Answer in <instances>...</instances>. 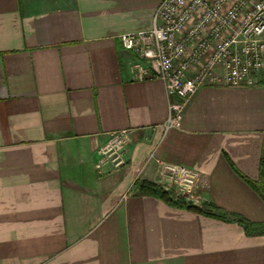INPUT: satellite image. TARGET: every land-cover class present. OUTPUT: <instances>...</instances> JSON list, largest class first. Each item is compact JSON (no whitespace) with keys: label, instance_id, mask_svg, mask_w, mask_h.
<instances>
[{"label":"crops","instance_id":"1","mask_svg":"<svg viewBox=\"0 0 264 264\" xmlns=\"http://www.w3.org/2000/svg\"><path fill=\"white\" fill-rule=\"evenodd\" d=\"M161 1L0 0V264H264V234L237 222L264 224V202L233 169L259 180L264 67L253 87L200 88L164 132V84L134 80L118 40L148 30ZM124 129L113 169L98 150ZM156 160L198 172L192 200Z\"/></svg>","mask_w":264,"mask_h":264},{"label":"built area","instance_id":"2","mask_svg":"<svg viewBox=\"0 0 264 264\" xmlns=\"http://www.w3.org/2000/svg\"><path fill=\"white\" fill-rule=\"evenodd\" d=\"M135 56L134 80L156 79L169 98L164 132L181 127L191 97L204 86L253 87L264 67V0H162L151 27L118 38ZM131 129L108 134L99 148L113 169L126 165ZM163 184L180 195L197 192L200 175L188 167L156 160Z\"/></svg>","mask_w":264,"mask_h":264},{"label":"trees","instance_id":"3","mask_svg":"<svg viewBox=\"0 0 264 264\" xmlns=\"http://www.w3.org/2000/svg\"><path fill=\"white\" fill-rule=\"evenodd\" d=\"M235 173L248 185L250 188L254 190V192L260 197V199L264 202V182H263V174H264V144L262 148L261 158H260V177L258 181H251L247 179L245 176H243L241 173H239L234 167H233ZM139 191L142 194L154 196L161 201L168 203L171 206L177 207V208H184L189 211L195 212V213H205L206 215L211 216H217L219 214H214L211 211H204L198 207L187 205L183 200H177L173 201L170 197V194L163 190L160 186L157 184L142 181L139 185ZM223 217L222 215H219ZM237 222L244 228L246 234L248 235H254V234H264V224H253L250 222H247L243 219H237Z\"/></svg>","mask_w":264,"mask_h":264},{"label":"rangeland","instance_id":"4","mask_svg":"<svg viewBox=\"0 0 264 264\" xmlns=\"http://www.w3.org/2000/svg\"><path fill=\"white\" fill-rule=\"evenodd\" d=\"M178 195H180V194H178ZM195 195H196V193L194 194V195H189L188 197H186V198H189V200H192V198H194L195 197ZM181 197H182V195H180ZM180 197V198H181Z\"/></svg>","mask_w":264,"mask_h":264}]
</instances>
